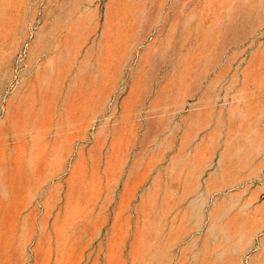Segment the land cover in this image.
Listing matches in <instances>:
<instances>
[{
    "label": "rangeland",
    "instance_id": "374dc122",
    "mask_svg": "<svg viewBox=\"0 0 264 264\" xmlns=\"http://www.w3.org/2000/svg\"><path fill=\"white\" fill-rule=\"evenodd\" d=\"M0 264H264V0H0Z\"/></svg>",
    "mask_w": 264,
    "mask_h": 264
},
{
    "label": "crops",
    "instance_id": "0c3cea01",
    "mask_svg": "<svg viewBox=\"0 0 264 264\" xmlns=\"http://www.w3.org/2000/svg\"><path fill=\"white\" fill-rule=\"evenodd\" d=\"M212 261H214V256H210V261L209 262H212Z\"/></svg>",
    "mask_w": 264,
    "mask_h": 264
}]
</instances>
